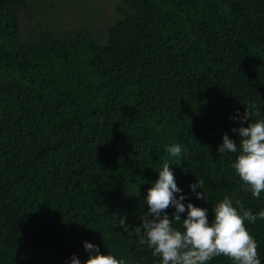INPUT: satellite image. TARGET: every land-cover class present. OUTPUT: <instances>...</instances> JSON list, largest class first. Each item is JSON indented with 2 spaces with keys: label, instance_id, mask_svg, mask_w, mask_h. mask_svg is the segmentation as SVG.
<instances>
[{
  "label": "trees",
  "instance_id": "16d2710c",
  "mask_svg": "<svg viewBox=\"0 0 264 264\" xmlns=\"http://www.w3.org/2000/svg\"><path fill=\"white\" fill-rule=\"evenodd\" d=\"M249 103L264 118V0H0V264L83 260L85 240L155 264L117 219L140 223L165 159L209 219L225 194L264 208L217 150ZM245 225L264 264V219Z\"/></svg>",
  "mask_w": 264,
  "mask_h": 264
},
{
  "label": "clouds",
  "instance_id": "9594fccd",
  "mask_svg": "<svg viewBox=\"0 0 264 264\" xmlns=\"http://www.w3.org/2000/svg\"><path fill=\"white\" fill-rule=\"evenodd\" d=\"M259 111L251 103L243 111L234 109L228 119L241 122L230 129L237 133L239 142L223 132L222 142L217 145L220 153L235 154L231 169L243 182L241 188L254 197L264 192V118L253 119L254 115L259 116ZM166 150L169 157L182 156L187 151L179 142L166 145ZM172 163L176 162L165 159L153 168L157 177L143 196L148 207L141 213L140 223L132 228L126 218L117 219L124 231L135 234L151 250L155 264H208L220 255L229 257L232 264H261L256 240L245 221L254 223L258 218L264 219V208L253 211L244 207L241 200L233 201L225 194L211 205L213 215L209 219V209L187 199L188 193L178 186ZM203 186L204 178L197 176L188 184L193 196L209 202ZM169 207L173 209L171 216L166 211ZM83 247L87 257L81 260L73 253L66 264H135L111 251L101 253L98 245L88 240L83 241Z\"/></svg>",
  "mask_w": 264,
  "mask_h": 264
},
{
  "label": "bare ground",
  "instance_id": "6f19581e",
  "mask_svg": "<svg viewBox=\"0 0 264 264\" xmlns=\"http://www.w3.org/2000/svg\"><path fill=\"white\" fill-rule=\"evenodd\" d=\"M239 29V28H238Z\"/></svg>",
  "mask_w": 264,
  "mask_h": 264
}]
</instances>
